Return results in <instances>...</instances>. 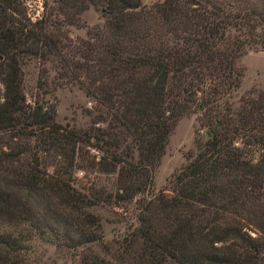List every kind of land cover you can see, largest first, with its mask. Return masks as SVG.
<instances>
[{
    "label": "trees",
    "instance_id": "trees-1",
    "mask_svg": "<svg viewBox=\"0 0 264 264\" xmlns=\"http://www.w3.org/2000/svg\"><path fill=\"white\" fill-rule=\"evenodd\" d=\"M54 3L31 22L19 0H0V264H39L37 241L77 253V264H264V84L229 102L240 58L264 52V0ZM95 4L102 27L72 43L61 25ZM29 59L41 78L56 62L105 129L59 125L52 107L28 102ZM189 115L208 138L167 189L145 195ZM100 175L113 180L101 187ZM105 208L131 221L110 243L96 212Z\"/></svg>",
    "mask_w": 264,
    "mask_h": 264
},
{
    "label": "rangeland",
    "instance_id": "rangeland-1",
    "mask_svg": "<svg viewBox=\"0 0 264 264\" xmlns=\"http://www.w3.org/2000/svg\"><path fill=\"white\" fill-rule=\"evenodd\" d=\"M25 9L26 16L31 22L39 19L43 13L51 11L54 0H19ZM162 0H141V5L149 7ZM57 19L61 18L57 16ZM103 20L100 16L98 4L89 5L79 15V21L74 25H61V31L67 35L72 43L75 40L87 41V31L101 28ZM238 66L243 69V77L239 89L229 100L233 109L238 106L241 97L251 90H259L264 84V52H246ZM46 74L41 78L40 64L34 60H25L21 66L24 78V93L28 102L37 100L44 107H52L55 121L59 125L72 127L80 132L91 129H105L106 125L97 116L95 105L77 86L59 80L56 74V62L42 64ZM40 81V82H38ZM39 83H42L39 87ZM208 138L205 130L199 127L198 116L189 115L179 119L167 138L164 154L159 165L152 173L150 186L145 195L155 194L167 189L166 185L171 175L184 166L188 155H192L198 143ZM135 161V154L133 155ZM81 178L82 174H78ZM89 178V177H87ZM90 179V178H89ZM113 180L112 176L100 175L99 186H107ZM80 183H88V179H80ZM107 188V187H106ZM132 208V205L130 206ZM102 222L103 242L110 243L118 240L129 227L130 216L124 215L122 210L109 208L96 211ZM35 258L39 264H77V253L63 251L42 241L34 242ZM176 264V263H166Z\"/></svg>",
    "mask_w": 264,
    "mask_h": 264
}]
</instances>
